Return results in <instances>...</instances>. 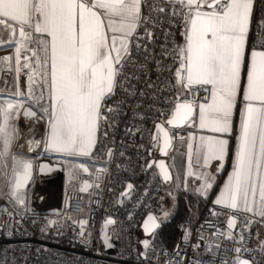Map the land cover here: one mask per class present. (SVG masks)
Here are the masks:
<instances>
[{"label":"built area","instance_id":"obj_1","mask_svg":"<svg viewBox=\"0 0 264 264\" xmlns=\"http://www.w3.org/2000/svg\"><path fill=\"white\" fill-rule=\"evenodd\" d=\"M174 10L181 15L173 16ZM186 11L179 4L143 0L139 26L126 45L128 54L115 66L119 74L102 102L94 143L86 157L76 159L72 183L61 182L50 192L51 186L40 180L45 176L34 171L36 159H51L43 154L31 161L27 184L32 197L27 202L10 196L0 199V264H237V258L264 264V220L211 200L200 205L190 226L182 224L172 248L141 247L134 238L141 219L155 216L163 204L154 164L158 143L151 139L154 125L163 124L177 102L194 108L208 99L209 86L183 87L180 98L172 82L177 59L174 37ZM262 21L264 0H253L249 50L258 43L256 50H264ZM166 131L170 146L163 160L191 130L184 124ZM43 190L49 198L39 207L33 193ZM105 218L112 219L107 229L111 253L103 250L98 237Z\"/></svg>","mask_w":264,"mask_h":264},{"label":"snow or ice","instance_id":"obj_2","mask_svg":"<svg viewBox=\"0 0 264 264\" xmlns=\"http://www.w3.org/2000/svg\"><path fill=\"white\" fill-rule=\"evenodd\" d=\"M142 3L143 0H92L91 3L89 0H0V17L7 18L0 19V25L12 29L8 21L16 22L20 36L37 45L33 55L45 69L42 81L48 107L44 111L49 114L50 132L43 143L48 149L86 154L94 143L93 129L101 119L102 101L112 92L114 78L119 74L113 64H122L128 54L124 38L139 26ZM166 3L188 9L183 12L185 44L177 51V58L183 62L181 67L186 71V82L180 78L178 83L186 88L193 84L210 86L205 89L210 91V102L199 106L200 126L213 133H230L237 97L242 95L244 102L233 173L215 203L238 209V200L242 199L241 210H255L264 217V50H256L258 43L248 51L253 0H166ZM204 6L210 11H202ZM96 8L105 9L107 30L113 33L111 47L104 19L94 11ZM172 15L181 13L174 10ZM261 26L264 27V21ZM116 33L122 34L120 48L116 47ZM112 51L116 52L114 59L110 55ZM30 80L36 82L32 77ZM181 107L186 117L191 105H177V111ZM21 109L22 104L0 106V157L7 155L17 134L11 124L12 113L18 115ZM24 115L35 113L24 110ZM228 143L227 139L209 137L205 165L210 159L223 160ZM196 151L199 154L200 148ZM30 167V163H23L25 173ZM20 187L22 178L18 177L14 188ZM12 194L18 195L15 191ZM232 224L230 221L229 227ZM236 251L239 253L240 249Z\"/></svg>","mask_w":264,"mask_h":264},{"label":"crops","instance_id":"obj_3","mask_svg":"<svg viewBox=\"0 0 264 264\" xmlns=\"http://www.w3.org/2000/svg\"><path fill=\"white\" fill-rule=\"evenodd\" d=\"M166 1V0H161ZM91 3L92 0H89ZM195 6H193L194 8ZM202 11H210L206 6L202 7ZM252 10H253V3H252ZM98 13V15H101L102 19H104L105 24V31L108 35V45L111 47L112 40L111 37L113 33L111 31L107 30V19L104 18L105 9L102 8H96L94 9ZM252 16V11H251ZM0 19H7L2 18ZM251 22V19H250ZM12 25V29H8L5 25H0V43L3 40L2 32H7L9 37H13L16 35V38H19L22 43V51L23 56L28 58L27 60V70L30 71L31 74L30 77H32L36 82L32 83L31 81V88L33 89L34 86H43L42 77L40 76L39 72H45V69L39 66L36 62V57L33 55V49L37 47L35 43L29 44L26 40H24L20 34H19V25H17L14 21H8ZM185 31V23L178 28L176 34H175V43H176V50L178 51L179 46H183L185 44V37L182 35V33ZM134 33V32H133ZM39 35V34H36ZM118 39L116 41V47L120 48V39L119 37L122 36L121 33L115 34ZM130 36L124 38V44L127 45L128 38ZM16 44H19L18 41H16ZM107 52L108 49H105ZM251 52L252 50H249ZM17 50V45L12 48H6L1 50L2 55H5L4 58L0 59V63L2 62L3 67L2 70H0V90L5 89L8 90L10 87L12 88V96L14 98L18 97V94L21 92V89H25V83H20L23 78L17 76V72L19 71V64L18 62L21 60L18 58L19 52ZM111 57L114 59L116 57V52L112 51L110 53ZM30 57V58H29ZM7 63V64H6ZM182 61L180 59H176L175 65L172 70V82L175 88L176 93L179 95L180 98H184V91L183 87L180 83H178V79L184 78V82H186V71L181 67ZM116 64H113V67H115ZM180 70V75H177V70ZM1 71H4L1 73ZM11 72L15 74V79L13 80V75L11 80L9 81L6 76L8 75L7 72ZM50 71V67L48 69ZM35 72V73H34ZM44 94H45V103L46 108L48 107L47 102V90L46 87H44ZM210 89V86H209ZM14 92V93H13ZM16 96H15V95ZM107 94L105 98L108 96ZM27 104H29L38 115L43 116V113L39 108L34 104V101H32L29 98V95L26 94L25 96ZM104 98V99H105ZM210 91L208 94V99L205 103L210 102ZM104 101V100H103ZM102 101V102H103ZM24 103H22L23 105ZM201 104L194 107V111L191 115V117L187 120L185 123L186 127H188L191 131L188 134V136L185 138L184 141L179 142L175 145L174 149L171 151V153L168 155V157L164 160L163 167L160 162L157 163L158 169L161 173L162 184L168 183L172 186L174 192H178L181 194V197L190 201L192 203V206H195V208L198 210L200 205L205 200H211L215 202L219 197L222 191L225 190V186L229 183V177L233 173V163L235 158V150L237 146V136L239 135V128L241 123V110L244 107V102L242 95L237 97V102L234 105L233 108V114H232V129L230 133L226 134H220V133H213L208 128H202L200 126L201 124V118H200V106ZM19 118V114H18ZM19 127H18V143L16 145V151L21 154H34V156H39L43 154H48L51 156V161L59 162L62 166V185L67 186L70 185L73 181L75 171L77 169V158H84L86 157L91 148L93 143L89 146L86 154L81 153H69V152H57L50 150L46 147V144L43 143V141H46L47 136L50 132V120H49V114L46 113V124L45 128L43 130L42 136L39 139L35 137L34 134V125L39 122V119H20L19 118ZM94 131L93 129V140H94ZM209 137L212 138H223L228 140V148L227 152L224 156L223 160L219 159H210L208 164L205 165L204 163V156L207 154V139ZM203 138V140H202ZM189 145H192V148H189ZM200 148L199 154L197 153L196 149ZM34 152V153H33ZM73 170V171H72ZM67 176L70 179L67 180ZM45 177H41L40 180L42 183H44ZM70 180V182H69ZM211 185V187H207V185ZM41 196H44V200L47 198L48 195L43 190L40 193ZM43 194V195H42ZM55 196V197H54ZM50 197V201H54L56 199V195ZM252 194L249 193V199L251 200ZM257 200L259 199V192L257 189L256 197ZM239 208L238 210L250 214L252 216L259 217L264 220V217L256 214L255 210L252 212L243 211L244 205L243 200H238ZM225 206L224 204H220ZM228 207V206H226ZM255 209V206H253ZM231 208V207H230Z\"/></svg>","mask_w":264,"mask_h":264},{"label":"rangeland","instance_id":"obj_4","mask_svg":"<svg viewBox=\"0 0 264 264\" xmlns=\"http://www.w3.org/2000/svg\"><path fill=\"white\" fill-rule=\"evenodd\" d=\"M1 36L3 37V40L0 43V59L5 57V55H2L1 50L6 49V48H12L17 45V50L19 52L18 58L21 59L18 62L19 71L17 72V76L23 78L22 81H20V83L23 82V84L25 83L26 86H25V89H21V92L18 94L17 98H14L11 95L12 94L11 87L8 90L1 89L0 90V106L7 107L9 104L20 105L22 103L30 106L29 104H27V102H25L26 101L25 96L26 94H28L29 98L32 101H34V104L39 108V110H41L44 113L45 112L44 109L46 108V103L44 101L45 99H39V98L41 97V95H43L45 98V94H44L45 88L42 86H39V87L34 86L33 89L31 88L30 75L33 73L28 71L27 67H25V65L27 64L28 58L26 56L25 58L22 57L23 49H22V43L20 39L16 38V35H14L13 37L12 36L9 37L7 32H2ZM16 41H18L19 44H16ZM2 67H3V64L1 62L0 70H2ZM2 72L4 71H1V73ZM7 73L8 75L6 76V78H8L9 81L11 80L12 75H13V80L15 79V74L9 71ZM39 74L42 77L43 72H39ZM12 116H13V119L11 120V124L15 127L17 134L10 144V148L8 150L7 155L0 157V199L10 196L16 202H27L32 197L31 188L29 187L28 184L23 185L22 183V187H20L19 189H15L14 186H15L17 179L15 178L14 173L18 171L20 172L22 170L23 168L22 162L33 161V159L37 156H34V154L32 153L21 154L15 150L16 145L18 143V127H19L20 121H19V118L16 112H13ZM38 118H39V122H37L34 125V134H35V137L39 139L40 141V138L42 136V133H43V130L46 124V112L43 114V116L38 115ZM15 159L21 160L16 166H14ZM68 179H70V176L69 178L67 176V180ZM162 188H163V204H162L161 210L155 215V218L158 222V226L162 225L164 222L170 221L173 217H178V215L180 214L181 218L179 219V221L175 222V226L180 228V231H182L183 229L182 224H186L190 226L194 218L196 217L197 212L200 207L197 210L195 206H192V203L190 201L182 198L181 194H179L178 192L175 193L170 184L163 183ZM14 191L18 193V195L12 194ZM52 191H53V187H50V192ZM33 195L35 198L36 193L34 192ZM56 195H57V199L60 201L62 198V191L61 190L57 191ZM134 238H135L136 243L141 247H148L150 245L163 246L159 240V237L156 231H154L150 236H147V237H144L140 231H137L134 234Z\"/></svg>","mask_w":264,"mask_h":264},{"label":"water","instance_id":"obj_5","mask_svg":"<svg viewBox=\"0 0 264 264\" xmlns=\"http://www.w3.org/2000/svg\"><path fill=\"white\" fill-rule=\"evenodd\" d=\"M184 104H188V103L177 102L174 105V108L172 109L170 116L164 120L163 124L157 123L153 127L151 139L152 140L156 139L158 143V148H157L158 160H156L154 164L160 175L161 181L163 177L161 176L157 163L160 162L161 165L165 167L163 158L166 156V152L170 146V140L166 128H176L183 126L187 122V120L191 117L194 111V108L191 106L190 111L187 113V116L185 117V110L183 109V107H181L179 111H177V105H184ZM24 110L33 112L35 113V115L25 116ZM19 118L20 119L38 118V114L30 106L23 104V109L19 110ZM169 121H171V123H169ZM26 162L30 163L31 165L27 173L24 172L23 168L20 172L18 171L14 173L16 179L18 177L22 178L23 185L27 184L32 171V162L31 161H26ZM150 164L151 161L147 163V167ZM33 165H34L35 173L37 175H42L47 177L46 183H48L51 187L58 188L60 186L63 176H62V166L59 162H54L45 158H38L34 161ZM125 190L123 191V193L125 192ZM109 221H111V223H109ZM111 224H112V219L105 218L101 223V229L98 234L103 250L106 253H111L113 247V243L110 240V237L107 233V229L108 227L111 226ZM157 226H158V222L154 215H145L138 224V230L141 232V234L144 237H147L150 236L155 231ZM240 264H247V262L245 260H240Z\"/></svg>","mask_w":264,"mask_h":264},{"label":"trees","instance_id":"obj_6","mask_svg":"<svg viewBox=\"0 0 264 264\" xmlns=\"http://www.w3.org/2000/svg\"><path fill=\"white\" fill-rule=\"evenodd\" d=\"M180 218L179 214L178 217H173L170 221L164 222L155 229L159 240L164 247L172 248L179 237L181 231L180 228L175 226V222L179 221ZM137 231H139L138 228L136 232Z\"/></svg>","mask_w":264,"mask_h":264},{"label":"bare ground","instance_id":"obj_7","mask_svg":"<svg viewBox=\"0 0 264 264\" xmlns=\"http://www.w3.org/2000/svg\"><path fill=\"white\" fill-rule=\"evenodd\" d=\"M30 119H32V120H35V119H39V118H30ZM21 160H14V163H15V165L14 166H16L19 162H20ZM16 168V167H15ZM42 176V175H41ZM44 180V179H43ZM44 183H46V182H44ZM43 195V194H42ZM35 199L37 200V202H39V204H37V206H39V207H42V206H44V204L42 203V202H44L45 200H44V196H41V194L39 195V194H37V195H35Z\"/></svg>","mask_w":264,"mask_h":264}]
</instances>
